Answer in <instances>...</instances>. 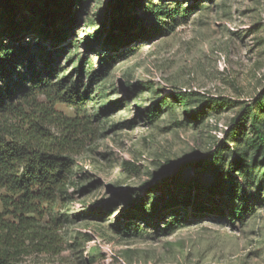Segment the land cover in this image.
Masks as SVG:
<instances>
[{
	"label": "rangeland",
	"instance_id": "1",
	"mask_svg": "<svg viewBox=\"0 0 264 264\" xmlns=\"http://www.w3.org/2000/svg\"><path fill=\"white\" fill-rule=\"evenodd\" d=\"M84 2L65 39L54 46L68 47L58 65L66 72L79 65L85 75L105 65V74L92 85L83 112L62 103L55 106L67 117L83 116L86 123L78 134L79 147L68 175L69 200L60 209L66 214L60 230L63 248L57 255L31 254L25 260L264 264V139L258 133L260 128L264 137V0L126 2L123 16L145 13L151 5L166 7L171 16L145 24L146 31L157 29L158 34L132 39L118 48L98 43L110 24L112 0ZM31 6L21 5L24 12L16 14L14 22L30 18L36 26L12 39L0 23V47L11 45V40L34 46L44 39L40 29L46 23L45 10ZM71 9L78 11L76 1ZM141 22H136V30ZM89 41H96L95 48L89 47ZM54 47L48 45L49 50ZM19 71L25 73V68ZM87 82L83 78V85ZM218 97L230 100L231 106L211 102ZM253 101L258 105H254L256 118L222 146L227 162L240 157L239 165L222 174L234 180L238 191L215 198L207 189L214 181L207 163L196 168L186 160L208 151L236 112ZM149 104L154 107L153 119L141 113ZM102 106L108 109L100 113ZM194 109L201 117L188 115ZM181 168L180 175H172ZM191 177L202 183L197 197L207 207L224 205L222 214L205 210L200 218L187 219L185 210L162 209L156 220L139 212L137 218L124 219L133 210L127 209L118 191L140 193L141 186H149L146 199L160 207L169 192L179 197L188 192ZM96 202H103L101 209L84 206ZM227 207L244 208L241 218Z\"/></svg>",
	"mask_w": 264,
	"mask_h": 264
},
{
	"label": "trees",
	"instance_id": "2",
	"mask_svg": "<svg viewBox=\"0 0 264 264\" xmlns=\"http://www.w3.org/2000/svg\"><path fill=\"white\" fill-rule=\"evenodd\" d=\"M73 1L77 2L78 11H71ZM136 1L112 0L110 24L105 28L104 36L99 38V45L113 43L118 48L132 39L161 32L157 29L146 31L145 24L151 25L164 15L171 16V10L151 5L145 13L123 16L125 3L135 4ZM26 4L44 9L46 23L40 29L44 39H40L36 45L11 40V45L0 47V264H34L26 261L25 257L39 253L57 255L61 252L64 238L60 230L66 214L60 209L69 200L68 175L74 162L73 154L79 147L78 134L83 133L86 123L83 116L67 117L55 106L62 103L76 112H83L92 85L101 81L106 68L102 65L99 70L92 69L85 75L79 65L69 72L58 65L61 54L68 47L54 46L65 39L76 17L84 10V0H0L3 9L0 23L7 27L12 39H19L21 33L23 35L30 27L36 26L30 18L22 17L17 23L14 22L16 14L24 12L21 5ZM139 19L142 22L136 30ZM95 42L89 41L87 44L93 49ZM48 45L54 49L49 50ZM21 67L25 68V73L19 71ZM83 78L88 81L86 85H83ZM210 100L231 106V101L224 97ZM254 105H257L255 101L243 105L208 151L186 160L193 162L196 168L207 163L214 178L207 189L215 193V198L224 192L236 194L238 191L234 180L226 179L222 174L232 169V165H239L240 157L227 162L222 146L234 138L241 127L256 118ZM107 109V106H102L100 113ZM141 113L150 119L155 116L152 104L141 108ZM188 115L201 117L196 109ZM258 133L263 141L260 128ZM182 172L181 168L172 175L177 176ZM188 185L189 191L180 197L169 192L167 201L160 207L146 199L151 194L149 186L148 189L141 186L140 193L118 191L117 195L127 202V209L133 210L125 213L124 219L137 218L139 212L156 220L162 209L172 212L185 210L187 219L200 218L205 210L211 214H222L224 205L207 207L197 197L198 188L202 186L197 178L191 177ZM102 203L84 206L99 210ZM227 209L237 218H241L244 210Z\"/></svg>",
	"mask_w": 264,
	"mask_h": 264
}]
</instances>
